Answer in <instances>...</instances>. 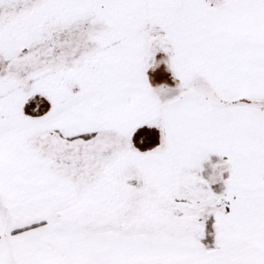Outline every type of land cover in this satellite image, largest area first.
<instances>
[{
	"label": "snow or ice",
	"instance_id": "6c2138e0",
	"mask_svg": "<svg viewBox=\"0 0 264 264\" xmlns=\"http://www.w3.org/2000/svg\"><path fill=\"white\" fill-rule=\"evenodd\" d=\"M0 264H264V0H0Z\"/></svg>",
	"mask_w": 264,
	"mask_h": 264
}]
</instances>
